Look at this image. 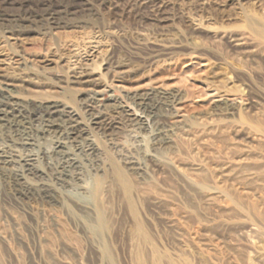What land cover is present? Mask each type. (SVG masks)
Instances as JSON below:
<instances>
[{
	"label": "rangeland",
	"instance_id": "rangeland-1",
	"mask_svg": "<svg viewBox=\"0 0 264 264\" xmlns=\"http://www.w3.org/2000/svg\"><path fill=\"white\" fill-rule=\"evenodd\" d=\"M0 94L38 167L50 103L99 149L58 204L0 183V264H264V0H0Z\"/></svg>",
	"mask_w": 264,
	"mask_h": 264
},
{
	"label": "bare ground",
	"instance_id": "bare-ground-1",
	"mask_svg": "<svg viewBox=\"0 0 264 264\" xmlns=\"http://www.w3.org/2000/svg\"><path fill=\"white\" fill-rule=\"evenodd\" d=\"M83 82L88 83L90 81L84 80ZM97 92L98 91L93 87L91 94L94 95ZM141 99L143 101L142 103H140V105L143 107V109L146 112L148 111L150 114L154 116V114L156 113L155 112L156 107L154 105L149 104L147 101H145L146 99L144 98H141ZM4 101L0 100V139H1L0 183H2V185L5 187V190L8 193L12 194L17 200L22 201L23 198H26L27 195L29 194V191H31L30 189L33 187V188H36V190H38L39 195H41L42 198L46 199L47 202L48 201L55 202L58 204L59 199H60L58 186H62V185L65 186V184H67L70 181H73V180L76 181L77 174H79L78 171L82 167V162L73 156L74 154H72V152L69 151V148L66 146V144L70 143V145L72 146V149L76 151L80 150V152H83L84 154H86V156H88V160L91 161L92 164H95V163L97 164V161H98L97 160V154L99 151L98 145H96V143L92 140V138L87 137V132L81 129L79 124L76 122V119L75 118L73 119L72 117L73 115L71 114V112L65 111L66 109L64 110L63 108L60 109L59 104H55V103L47 104L46 103L47 105L42 107L43 108L42 113L40 111L38 112L41 113L39 116H41L42 119L46 122V125H45V128H47L45 129L46 132L54 133L53 134L54 135L53 136L54 145L52 144L53 147L51 148L50 146L51 149L49 150L40 151L39 155H41L40 158H42L41 160L43 161L42 162L43 168H40L35 164L36 158L34 159V157H32L33 155L29 153L30 151L28 147L33 145L32 143H30V141L32 140L26 137L23 138L25 133L22 136L21 135L22 131L20 132V128L23 125L30 124V122L33 121V119L38 118L37 112L29 108V106L27 105L28 103H26V101L25 103L18 99L14 101L11 99H8ZM29 102H31V100ZM8 107L10 110L7 109ZM36 109L37 108H35V110ZM60 114H62L63 117L66 116L65 120L68 117L67 118L68 121L66 123H65V120L62 119L61 117L59 121L55 122L57 120V117L56 118H53V117L60 115ZM92 116H93L94 124L102 123V125L105 124V126H107L110 122L108 121V118L105 116H100V115L97 116L95 114H92ZM158 116H161V115H158ZM140 119H138V117L137 118L133 117L130 119V121L131 122L140 121ZM156 128H158V126ZM1 129L2 130L4 129V131H1ZM31 132L33 133V131ZM23 150H28L29 154H22V153L20 154V152ZM129 164L132 165V167H134L133 168L134 170L136 169V171L137 170L142 171L140 163H137L136 161H130ZM117 173L118 175L120 174V176H122L120 171H117ZM99 183L100 181H98V185H100Z\"/></svg>",
	"mask_w": 264,
	"mask_h": 264
}]
</instances>
